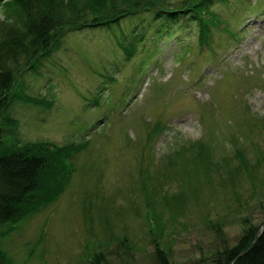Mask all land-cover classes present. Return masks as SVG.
<instances>
[{"label": "rangeland", "instance_id": "374dc122", "mask_svg": "<svg viewBox=\"0 0 264 264\" xmlns=\"http://www.w3.org/2000/svg\"><path fill=\"white\" fill-rule=\"evenodd\" d=\"M75 1L98 7V0ZM132 1L133 13L112 26L103 24L104 14L95 26L67 30L52 57L21 72L27 95L45 99L14 103L12 140L90 143L75 154L64 192L0 237V250L16 264H163L158 249L169 264H218L220 245L233 247L250 228L264 229V185L252 196L245 176L234 186L222 181L264 157V0L215 1L202 27L213 33L208 44L199 43V25L188 16L172 19ZM4 12L0 6V19ZM231 33L240 36L236 44L226 42ZM181 147L187 156L180 163L167 156ZM145 182L155 193L143 194ZM148 197L158 213L164 205L176 212L163 214L167 223L156 237L145 224ZM212 222L225 224L222 235Z\"/></svg>", "mask_w": 264, "mask_h": 264}, {"label": "trees", "instance_id": "16d2710c", "mask_svg": "<svg viewBox=\"0 0 264 264\" xmlns=\"http://www.w3.org/2000/svg\"><path fill=\"white\" fill-rule=\"evenodd\" d=\"M2 1L0 0V6L6 14L4 19H0V224L15 225L22 224L32 214L41 212L44 207L64 192L69 185L70 177L76 171L73 164L74 157L77 153L84 151L90 143V141L83 144L68 143L57 150H52L48 145L45 146L38 142L17 144L9 142V134L17 129L18 119L13 115L14 103L17 100L31 104L43 102V100L34 98L40 96H30L18 92V89L22 87L21 77L23 74L21 72L24 69H26L25 72L35 69L44 59L52 57L53 53L62 46L67 30H77L83 25L95 26L96 21L103 17L100 15L104 14L106 16L103 24L108 23L112 26L115 21H119L134 11L127 7L129 0H110V2L98 0V7L90 6V8H85L84 4L81 5L75 0L65 1L66 3L64 0H5L4 3ZM215 1L218 0H188L179 8L167 7L163 0H133L132 3L154 8L158 13L167 14L172 19L188 16L191 20L199 21L200 34L203 36L201 43L208 44L212 32L209 31L207 34L204 32L199 12L202 8H209ZM90 4H93L92 0ZM229 39L228 42L231 43L233 40ZM131 52L133 51L127 50L129 56L133 55ZM22 62H25L24 68L18 69ZM150 138L149 136L148 139L150 140ZM196 143H199V140ZM65 156H68L71 161V168L67 169L70 171L69 173L62 172L61 169V160ZM167 156L171 159L177 158L180 163L186 158L187 149L181 147ZM193 161L195 162V160ZM263 164L264 157L262 156L253 163L243 162L240 171L235 169L226 175L225 179L223 177L221 179L224 183L234 186V183L237 184L234 178L239 175L240 179V176L243 175L253 185L252 196H256L261 184L264 185V174H261L262 177H260V168ZM72 168L74 169L72 170ZM210 169L209 167L208 174ZM142 190L143 194L148 196L149 191L155 193V186L145 182L142 185ZM201 190L199 188L198 193ZM232 190L234 192L233 187ZM234 195L236 199H239L237 206L241 207L242 194L234 192ZM144 206L147 231L156 237L157 232L163 230L161 224L167 223L162 221L165 218L163 214L168 213V215L174 216L176 212L172 211L171 213L170 209L164 205L162 211L158 213L156 203L153 199L150 202L149 197L146 198ZM148 208L154 210L152 213L157 228L150 226ZM217 225L220 226L222 235V227L225 224L212 222L209 226L213 228ZM127 238V236H109L106 241L119 240L122 244L129 245L131 241ZM254 241L252 248L243 253L250 248ZM97 244L99 246L96 247L102 251L103 242L100 241ZM85 245L86 251L91 250H88L92 246L90 242H86ZM218 248L214 252V259L218 261V264H264V229L260 235H257V229L252 227L233 247L226 242ZM156 253L157 258L163 264H169L165 251L158 249ZM0 264L5 263L0 260Z\"/></svg>", "mask_w": 264, "mask_h": 264}, {"label": "water", "instance_id": "95a60500", "mask_svg": "<svg viewBox=\"0 0 264 264\" xmlns=\"http://www.w3.org/2000/svg\"><path fill=\"white\" fill-rule=\"evenodd\" d=\"M259 230V229H258ZM260 231V230H259ZM259 231H257V235H260V232ZM256 241V240H255ZM255 241L252 243V245L250 246V248H248L247 250H245L243 253H246L247 251H249L251 248H252V246L254 245V243H255Z\"/></svg>", "mask_w": 264, "mask_h": 264}, {"label": "bare ground", "instance_id": "6f19581e", "mask_svg": "<svg viewBox=\"0 0 264 264\" xmlns=\"http://www.w3.org/2000/svg\"><path fill=\"white\" fill-rule=\"evenodd\" d=\"M87 147H88V146H87ZM87 147H86V148H87ZM86 148H85V149H86ZM62 193H63V192H62ZM60 195H61V194H60ZM56 199H57V198H56ZM56 199H55V200H56ZM55 200H54V201H55ZM45 208H46V207H44V208L42 209V211H43Z\"/></svg>", "mask_w": 264, "mask_h": 264}]
</instances>
